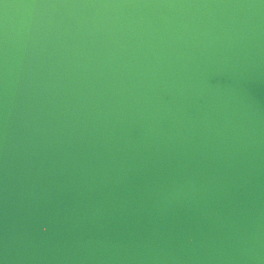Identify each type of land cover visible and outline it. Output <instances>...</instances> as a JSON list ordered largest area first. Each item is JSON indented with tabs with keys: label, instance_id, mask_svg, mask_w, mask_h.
Masks as SVG:
<instances>
[{
	"label": "water",
	"instance_id": "water-1",
	"mask_svg": "<svg viewBox=\"0 0 264 264\" xmlns=\"http://www.w3.org/2000/svg\"><path fill=\"white\" fill-rule=\"evenodd\" d=\"M0 264H264V0H0Z\"/></svg>",
	"mask_w": 264,
	"mask_h": 264
}]
</instances>
